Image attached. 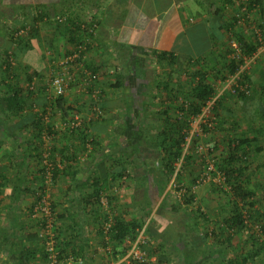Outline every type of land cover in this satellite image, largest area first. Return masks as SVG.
<instances>
[{
	"label": "crops",
	"instance_id": "crops-1",
	"mask_svg": "<svg viewBox=\"0 0 264 264\" xmlns=\"http://www.w3.org/2000/svg\"><path fill=\"white\" fill-rule=\"evenodd\" d=\"M248 2L0 0V47L11 46L14 49L9 39L11 28L23 30L30 25L31 32L36 31L29 39L30 46L24 62L37 70V58L46 54L53 57V51L56 58L61 56L64 60L75 49V44L86 46L84 64L95 67L94 72H98V85L103 86V124L108 128L110 124L114 126V130H108V133L117 140L112 147L115 149L114 156L118 157L116 148L120 141L130 142L119 134L127 126H143L152 117L149 112H153V115L157 112L156 119L161 123L163 120L159 113L164 110H172L174 117L177 116L184 101L183 95L190 90V85L185 83L184 90L178 86L181 76L187 79L195 70L212 68V60L220 59L230 50V37L238 38V33L247 23L250 24V19H256L260 30L264 29V0L256 3L251 12H245ZM246 17L249 18L246 20ZM33 19L38 20L33 23ZM74 30L78 35L75 43L70 34ZM2 49L0 54H3ZM161 54H166L164 59L158 56ZM119 75L124 76L125 80L124 86L118 89L112 84L117 83ZM121 96H124L123 100ZM76 109L82 111L78 107ZM86 111L90 113V109ZM133 111H138V114ZM128 118L132 119V125ZM32 120L13 117L5 123L0 119V264H41L45 261L42 230L32 217L34 192L40 185L37 160L31 148L23 153L19 147V144L31 138L26 128H30L28 126ZM65 123H58L54 118L51 120L57 132L54 156L62 171L54 184L52 198L59 216L64 264H126L121 260L128 249L118 260L117 255L116 258L112 255L114 251L111 254L99 230L103 215L95 211V201L88 200L95 190L94 178L106 175L108 166L104 173L100 169V164L105 161L97 162L104 155L98 153L100 147L94 153L90 143L82 147L78 135L71 137L65 133ZM10 127L17 130L5 135L4 132ZM25 158L28 161L25 162ZM147 169L144 167L142 171ZM127 183H124V187L120 185L118 191H122V188L128 191ZM117 187L118 183L109 191L117 192ZM144 199L138 200L142 203L141 208H146L147 201ZM121 205L131 207L133 203L132 200H124ZM122 215L126 221L136 217L131 216V212L130 215ZM153 216L155 214L151 213L144 227L148 226ZM154 221L159 222L157 219ZM171 225L169 223L164 229L160 223L149 226L153 229L152 236L149 231L146 232L153 240L149 243V251L147 247L150 262L156 263L164 258L159 242L152 246L153 237ZM117 251H120L119 248Z\"/></svg>",
	"mask_w": 264,
	"mask_h": 264
},
{
	"label": "trees",
	"instance_id": "trees-1",
	"mask_svg": "<svg viewBox=\"0 0 264 264\" xmlns=\"http://www.w3.org/2000/svg\"><path fill=\"white\" fill-rule=\"evenodd\" d=\"M248 1L249 2L247 3L246 10L251 12L253 9H255L254 5H257L256 3L262 2L263 0ZM35 20L38 19H33L31 21L33 22ZM32 28L35 30L34 26H32ZM17 31H19L18 27H12V33H9V39L14 44V49H11V46L4 47L3 49L0 47V50H3V54H0V75L3 77V83L8 88L7 96L3 97L0 101V119H3L6 123L7 120L13 117H23L25 112H29L32 116L33 120L28 126L30 128H26L27 131L29 130L27 133L31 135V138L26 139L24 142H22V144H19V147L22 151H24L23 153L29 152L28 150L31 148V150L35 152L34 158L37 160L40 185L34 192L36 201L34 202L32 208L33 212L38 200H40L44 195L46 188L45 180L48 170L44 164V161L46 159L47 153L50 154L48 160L52 166L51 172L52 181L54 184L57 181L59 175L62 174L59 162H57L54 156L56 151L54 146V138L56 137L57 132L55 127L51 124V119L53 118V114H55L56 116L61 117L60 119H62L63 122H67L68 116L71 115V109L65 107L66 100L63 95L58 96L55 93V95L52 94L53 92L48 90L47 86H42L40 88H36L35 85L33 86L34 81H37L36 77L39 76L38 70H34L30 74H27V88L21 85L22 76L18 72L19 65L21 63L22 67L26 69L31 68L30 65L24 62V56L29 50V39L36 30L31 32L28 37H23L20 39H17L12 35ZM70 34L72 41L75 43V41L78 39L77 31H71ZM237 40L240 44L242 55L239 59H231L228 57V54H230V52L232 53V47L230 44L229 49L231 50H227L225 55H221L220 60H212L213 67L209 70H195L194 73H191L187 79L181 76L178 86L183 89V84L185 83L187 86L190 85V90L185 91L183 95L184 101L181 103L176 117H174V112L172 110H164L159 113L160 118H162L161 121L163 120L161 123L160 120L156 119L158 115L157 112H155V115H153V112H149L152 117L145 121L143 126H127L125 130L119 132L122 139H127L132 143V152L130 155H126L127 153L124 154L121 152L119 155L120 157H115L113 154H110L108 158H106V161L109 165L106 175L103 177L98 175L93 180L95 182V190L93 195H91L88 200L90 202L93 200L95 201V204L92 203V205H96L95 211H97L98 214H101L99 212L101 207V196L105 191L110 190L118 182H121L120 185L124 187V183H127V179H136V181H141L139 184L142 183L138 187H145L144 185L147 184V187H150V189L149 192H147L145 195L143 194L144 196L142 197L147 201L146 208L142 215L136 216L129 221H126L122 214H116V207H118L117 204L119 202L117 196L113 194L106 195L108 198L111 217H109L108 213L104 211L103 222L99 224V230L106 240H104L106 247L111 249V254L114 251L112 255H114L115 258L117 255L116 260H118L120 256L125 255L127 249L129 248L128 241H135L141 229L147 224L152 213L151 203L155 200V198H153L154 195L156 196L161 194V190L163 191L165 186L170 183L175 173H177L176 179H179L181 176L178 171L176 172V164L181 160L184 162L189 159V157L186 156L185 147L188 143L187 139L189 137L191 122L193 119L200 116L203 113L204 107L207 105V103L217 96V82L225 83L228 78L236 75L245 63L244 58L251 57L257 52L258 47L251 40H244L241 38V36H238ZM78 45V43L75 44V46ZM158 56L164 59L166 54H161ZM11 58L13 60H10ZM86 68L91 71L92 76L98 78V72H94L95 67L86 65ZM240 79L237 82L239 86L247 85L245 83L247 80H250L246 73H241ZM124 80L125 77L119 75L117 78V83L112 84V87L118 89L122 88L124 86ZM262 80L264 82V72L262 75ZM97 84L98 80H95L93 86ZM234 88L236 89V96L243 99L248 98L239 87L235 86ZM91 89H89V91H91ZM261 89L264 94V83L261 85ZM46 91H48V95H46ZM226 99L227 98L224 96L218 98L215 101L212 110L218 117L217 122L220 125L219 129L228 123L224 115L230 117L235 116L233 109L224 105L227 101ZM220 108L223 109L222 114L217 113ZM102 109L104 108L102 107ZM75 111H77V113L81 112L79 109H76ZM103 116L99 117L98 119L92 118L91 116H86L79 128L70 130V128L66 127L65 133H68V135L71 137L78 135L82 147H86V144L90 143L94 153H97V150L95 149L97 147H101V143L94 134L103 135L107 132V127L103 124V122H105ZM237 126L238 123L235 120L224 128L227 130V132L225 131L226 133L233 134V138L231 135H229L231 137L230 139L226 141L223 139V141L229 147V154L220 156L216 164L217 169L223 174L222 176L225 185L229 187L227 194L228 203L226 205L228 206L227 208H229V210L227 211V214H221L222 216L219 217V219L216 218L214 223H212V219H208L207 216L206 219H208L209 222H211L210 224L213 226L210 228L209 225L210 231L206 233V237L215 238L217 241H219L217 245H226L227 248L235 249L236 247L232 244L234 237L238 234L243 235L248 233L250 234L249 238L244 242L245 246L240 249V253L238 251V254L235 257V262L230 260L227 264H264V261L259 259L261 253L264 252V204H262L259 208L257 207L258 200L256 198L255 192L251 189L252 178L254 176V172L251 170L253 154L261 152L262 149L259 145H255V148L252 151V144L257 140L255 138L251 139L245 137L242 133L239 134L236 131ZM149 128L153 130L156 129V136L152 137L148 135ZM148 139H152V145L156 147V155L152 157V161H159L160 167L153 170L149 168L142 174H136L137 172L135 169L139 166L137 164V161L139 160V148L143 143H147ZM218 145L219 144L217 143L215 146L218 147ZM98 153H100L99 150ZM25 157H28V155H25ZM104 160V157H99L97 162H102ZM24 161H28V158H25ZM144 163V165L147 164L146 161H144ZM146 166L148 167V165ZM148 184L150 186H148ZM138 187H133L132 191H136L135 189ZM191 189L187 188V193L191 192ZM117 194H120V192ZM167 197L168 193H166L163 201L160 204L162 213L159 216H153L154 219L159 220L158 223L161 224L163 229L169 225V223L176 227L178 226V207L174 205L170 208H167ZM193 198L194 195L192 194L191 201ZM52 211L54 213L56 222V247L59 251L60 258L64 260V251L60 246V228L58 225L59 216L56 213L53 202ZM201 212L202 209H200V214ZM40 222L41 223L39 227L41 229L45 222H43V220ZM108 222H111L112 225L107 233L108 235H106L104 226ZM149 225L150 222L146 227V232H151V230H153L152 228H149ZM256 227H258V229ZM118 248L120 250L119 252L117 251ZM181 253H183L184 257L183 261H186L185 263L187 264L204 263H201L202 259H200V257L195 258L194 253L193 256H191L188 253V250H183ZM210 257L212 258L213 255H210ZM134 264H168V262L164 259H159L156 263L149 261L147 263L135 262Z\"/></svg>",
	"mask_w": 264,
	"mask_h": 264
},
{
	"label": "rangeland",
	"instance_id": "rangeland-1",
	"mask_svg": "<svg viewBox=\"0 0 264 264\" xmlns=\"http://www.w3.org/2000/svg\"><path fill=\"white\" fill-rule=\"evenodd\" d=\"M255 20L250 19V24L247 23L245 28L238 33V36H241V38H243L244 40H251L258 47L257 54H259V57L253 62H248L250 57H245V63L241 67V72L246 73L250 79L245 83L247 84L245 86H247L250 91L248 95L246 94L248 98L243 99L236 96V94H231L232 92L230 90H224L226 84L233 79L232 76L228 78L225 83L217 82L216 90L217 97L219 96L218 98H220L224 96L225 98H227V101L224 105L229 106L235 112L234 117L224 115V117L228 121L226 125L228 126L229 123L231 124V122H234L236 120L238 123L236 131L239 134L242 133L245 137L251 139L255 138L257 140L252 144V151L254 150L255 145H259L262 149L261 152L253 154V163L251 165V170L254 172L251 189L256 194V198L258 200L257 207L259 208L262 204H264V94L261 89V85L264 83L262 80V75L264 72V29L260 30V27L258 26V23L255 22ZM232 40L238 43L237 38L230 37L229 44H231ZM234 54V50L232 49V53L230 52L229 57L232 59V57H234ZM52 55L53 57L46 54L41 58H37L38 62L36 65L39 76L36 77L37 81H34V85L36 86V88L47 86L48 90L52 91V94H54V89L51 86L54 76L62 72L64 73L67 70L66 74L72 72L71 74L73 75V77H75L81 71H72L68 68H66L65 70L61 64V62L63 61V57L59 56L56 58L55 52L53 53V51ZM147 65H149V61ZM34 70V68H31V70L26 69L22 67L20 63L18 72L22 76L21 85L23 87H28V82L26 79L27 74H30ZM2 78L3 77L0 75V101L3 97L7 96L8 91V88L3 83ZM235 79L237 78L235 77ZM83 84L84 81L78 83L72 82L69 85L66 94L64 95L66 100L65 107L71 109V115L68 116V120H72L74 114H79L83 118L90 115V113H87L86 109H89L91 107V96L86 93V90L83 88ZM151 85H154V83L151 82ZM97 87L101 89L103 88V86ZM46 92V95H48V91ZM105 96L107 97V95ZM123 97L124 96H121L122 100ZM77 107L82 110L80 113H77V111H75ZM222 110L223 109L220 108L217 113L222 114ZM133 113L138 114V111H133ZM129 114H132V112ZM23 117L26 120L28 118H32L29 112H25ZM200 117L201 116L196 117V120L193 119L190 125L189 137L187 139L188 143L185 147L186 156L189 157V159L184 162L181 160L176 164V172L178 171L181 176L179 177V179H176L177 173H175L170 183L165 186V189L163 191L161 190V194L156 196L154 195L153 197L155 198V200L153 201L154 205H152V213H154L156 216H159L162 213V208H160V203L158 202L161 199H164L166 193H168L166 207L170 208L171 206L175 205L179 210L177 216L178 226L176 227L174 225H171L168 229L164 230L163 233H156L157 236L153 237L154 243H152V246L156 245L159 242L162 250L161 256L165 258L163 259L167 261L168 264H184L186 261H183L184 257L183 253H181L183 250H188V253L191 256H193L194 253L195 258L200 257V259H202L201 263L204 262L202 264H227L230 260L235 262V257L237 256L238 251L240 253V249L245 246L244 242L248 240L250 235L248 233H245L243 235H236L232 241V244L236 247L235 249L227 248L226 245H217L219 241H217L215 238L206 237V233L210 231L209 225L210 228L213 226L210 224L211 222H209L208 219L211 218L212 223H214L216 218L219 219V217H221L222 215L227 214V211L229 210V208H227L228 206H226L228 203L227 194L229 187L225 185L222 176L223 174L217 169L216 164L220 156L229 154V147L224 141L230 139L231 137L233 138V134L226 133L227 130L224 129L225 127H227L226 125L219 129L220 125L217 122L218 117L213 111L206 113L203 118ZM53 118L54 121H58V123L62 122V119L60 120L61 117L56 116L55 114H53ZM53 118L51 119L52 121ZM106 119H109V115L106 116ZM130 119L131 118H128V120ZM130 121L132 125V119ZM110 126L111 127L109 128L107 127V132L105 133V135L94 134L95 136H97L101 143L99 152L102 154V156L104 155V157L110 155V153L114 155L113 151L115 149L112 146H114V142L117 141L113 139L108 133V130H114V126L112 124H110ZM204 127H206L207 129ZM15 130L17 129L10 127L8 128L7 132H4V134L11 135L15 132ZM148 135L152 137L156 136V129L153 130L149 128ZM229 135H231V137ZM151 140L152 139H148L147 143H143L139 148L138 159L140 161H137V164L139 166L135 169L137 172L136 174L144 173L142 170L144 169V167H147L146 165H148V168L152 170L160 167L159 161H152V157L156 155V147L152 145L153 143ZM120 143L121 144L118 145V148H116L117 152H119V154L117 153L118 157H120V151H122L123 153L125 151V153L130 155V153L132 152V143L124 141H120ZM217 143L219 144L218 147L215 146ZM104 161L105 163L100 164V166H102L100 167L101 171H103L102 173L106 171V166H109L106 158ZM144 161H146V165H144ZM127 180L128 185L126 186V188L132 189H129L128 191L124 189L122 191H118L121 184V182H118L117 192L107 190L104 193L117 196L119 200L117 204L118 206L120 205V203L123 204L124 200H132L133 205L131 207H122L123 205L119 207L115 206L117 208L116 213H129L130 215L131 212V216H141L143 211L145 210V207L141 208L140 206L142 203L138 200L142 199V197L147 192H149L150 187H147V184L144 185L145 187H138L142 183L139 184L141 181H136V179ZM148 186L150 185L148 184ZM133 187L138 188L135 189L136 191H132ZM187 188H192L191 192L187 193ZM53 189L54 184L52 185L50 193L52 202ZM118 192H120V194H117ZM192 194L194 195V198L191 201ZM34 201H36V198H34ZM125 209H127L128 211H125ZM200 209H202L201 214ZM104 211L105 210L100 207L99 212L101 213V215H103L101 216L102 222L104 218ZM223 211L226 213H224ZM207 216L208 219H206ZM149 222L151 226L159 224L154 221V218H151ZM194 223L197 227L194 225ZM149 237L150 236L148 235V233H145L147 244L144 246V249L146 250L148 254L147 256L150 259V255L148 253L149 243L153 240ZM129 248L128 250H130ZM210 255H213V257L211 258ZM259 259L264 261V252L261 253Z\"/></svg>",
	"mask_w": 264,
	"mask_h": 264
},
{
	"label": "built area",
	"instance_id": "built-area-1",
	"mask_svg": "<svg viewBox=\"0 0 264 264\" xmlns=\"http://www.w3.org/2000/svg\"><path fill=\"white\" fill-rule=\"evenodd\" d=\"M245 12L247 10H244ZM249 17H246V20ZM65 20V19H64ZM31 26H27L23 30H19L16 33L12 34L15 38L20 39L23 37H28L30 32H31ZM92 32V30L90 31ZM10 33H12L10 31ZM231 47L234 50V57L233 59H239L241 55V49H240V44L231 41ZM86 46L83 44H79L78 46L75 47V49L72 51L70 55H68L62 62L63 68L66 70V68L71 69L72 71L78 70L81 71L79 72L80 77L76 75L73 77L71 73H67L66 71L63 73H60L56 76L53 77L52 79V87L54 89V92L56 95H65L69 85L72 82H82L84 81L83 88L86 90V93H88L89 96H91V107L90 109V115L92 118L98 119L104 114V111L101 107V97H102V90L101 88H98V84L93 86V83L95 80H98L96 77L92 76L91 71H89L85 64L84 61L86 59ZM259 57V54L257 52L253 54L248 62H253ZM10 60H13L12 58ZM247 62V64H248ZM14 63V61H13ZM246 64V65H247ZM241 69L240 71L232 76L233 79L226 84V87L224 90H230L233 94H235L236 89L234 88L239 87L241 91L245 93V95L249 94V89L247 86H239L238 85V80L240 79V74H241ZM235 77L237 79H235ZM82 78V79H81ZM237 84V85H235ZM34 86V84H33ZM32 86V87H33ZM92 88V89H91ZM91 89V91H89ZM219 97V96H218ZM216 96L214 99L209 101L207 105L204 107L203 113L200 115V118H203L206 113L212 112L215 101L218 99ZM84 118L79 115V114H74L72 120H68L65 125L67 128L72 129H77L82 125ZM196 120V118H195ZM50 140V139H48ZM49 155L47 153L46 159L44 161L45 166L47 167L48 173L46 176L45 180V192L44 195L40 200H38L37 205L33 209L32 217L37 221V223L40 225V221L43 220L45 222L44 226H42V236H43V246L45 250V261L41 264H64V260L60 258L59 251L57 249V233L55 229V217L54 213L52 211V201H51V188L52 185L54 184L52 181V166L51 163L49 162L48 158ZM100 204L101 207L108 213V216L111 217V213L109 211V205H108V198L106 195H102L100 198ZM111 222H108L104 226V231L106 235H108V231L111 228ZM258 229V227H256ZM145 233H146V227L142 228L141 231L139 232V235L137 236L135 241H128V244L130 245V250H128L127 254L122 258L121 263H126V264H134L135 262H141V263H147L150 261L148 258V254L146 250L144 249V246L147 244L146 238H145ZM108 237V236H107Z\"/></svg>",
	"mask_w": 264,
	"mask_h": 264
}]
</instances>
